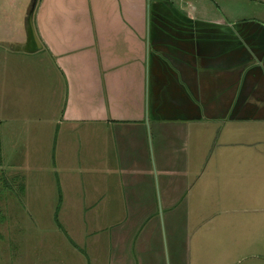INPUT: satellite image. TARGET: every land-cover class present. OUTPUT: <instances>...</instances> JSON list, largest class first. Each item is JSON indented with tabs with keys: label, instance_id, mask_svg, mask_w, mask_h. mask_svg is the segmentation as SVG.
Returning <instances> with one entry per match:
<instances>
[{
	"label": "crops",
	"instance_id": "1",
	"mask_svg": "<svg viewBox=\"0 0 264 264\" xmlns=\"http://www.w3.org/2000/svg\"><path fill=\"white\" fill-rule=\"evenodd\" d=\"M29 1L0 0V60L26 53L11 48L26 45ZM256 2L250 14L234 16L233 0L32 1L33 52L48 57L63 90L54 144L62 149L65 140L71 159L51 176L59 200L50 210L80 216L65 257L41 264H135L146 240H136L141 203L152 198L153 182L167 209L166 200L191 191L227 201L264 177V0ZM97 134L109 141L112 178L76 173V166L91 169L88 156L73 163L77 141L83 146ZM19 149L14 131L0 129L3 182L16 184L25 209L44 188ZM106 192L117 199L109 214L125 215L108 230L109 253L98 210L106 209L99 205Z\"/></svg>",
	"mask_w": 264,
	"mask_h": 264
},
{
	"label": "rangeland",
	"instance_id": "2",
	"mask_svg": "<svg viewBox=\"0 0 264 264\" xmlns=\"http://www.w3.org/2000/svg\"><path fill=\"white\" fill-rule=\"evenodd\" d=\"M256 1L233 0V5L228 8L234 16L250 14L249 8ZM0 61H3V64L0 62L1 132L7 128L14 131L16 144L20 154H24L29 171L39 175L43 188H47L40 190L34 200H29L35 205L27 198L29 206L22 208L24 200L19 197L16 184L3 182L2 177L9 171L1 166L0 158V264H39L43 258H64L71 243L69 238L75 240L73 237L78 234L80 216L55 215L57 229L50 210L58 194V191L51 190V176L62 175L59 165L71 161L67 156L70 151H66L65 140L62 149L57 147L58 140L54 144L55 131L59 127L54 125V121L63 101L62 85L44 52L7 53ZM62 134H67L66 129ZM98 139L97 134L94 140L84 142V150H81L82 141H77L73 163L79 165L80 160L85 158L86 161L88 156L85 168L91 169L85 172L76 166L79 171L76 173L112 178L114 173L108 165L109 141L107 138ZM3 142L2 136L1 147L4 148ZM258 148L264 153L263 144ZM250 153L248 155L253 156ZM50 155L53 163L55 161L53 170L49 165ZM203 157L208 164L211 157L209 148L203 151ZM243 186L247 191L242 195L236 193L227 201L196 197L191 191L188 198L166 200L168 207L165 209V200L158 193L156 182H153L152 198L141 203L146 214L140 215L143 219L139 222L136 240H146L138 249L135 264H264V177L257 183ZM30 194L31 191L27 193ZM109 195L110 192H106V198L99 203L106 209H98L104 213L99 220L105 253L108 252L106 241L110 226L125 218L123 214H109V208L117 211V199H111ZM121 202L123 205L124 200ZM122 205L120 208L124 210ZM222 210L226 212L222 213ZM82 217L91 216L86 214ZM138 217L130 216L132 220Z\"/></svg>",
	"mask_w": 264,
	"mask_h": 264
},
{
	"label": "water",
	"instance_id": "3",
	"mask_svg": "<svg viewBox=\"0 0 264 264\" xmlns=\"http://www.w3.org/2000/svg\"><path fill=\"white\" fill-rule=\"evenodd\" d=\"M33 0L29 1V5L27 6L26 10H25V17H24V32H25V47L21 46V47H16V48H11V50L13 51H18V50H22L25 52H30V51H34V44H35V38L33 36L32 30H31V26H30V22H29V9L30 6L32 4ZM36 45V44H35ZM37 47V46H36Z\"/></svg>",
	"mask_w": 264,
	"mask_h": 264
},
{
	"label": "trees",
	"instance_id": "4",
	"mask_svg": "<svg viewBox=\"0 0 264 264\" xmlns=\"http://www.w3.org/2000/svg\"><path fill=\"white\" fill-rule=\"evenodd\" d=\"M58 200H59V196H58V194H57V202H58ZM52 220H53V222H54L55 227H56L57 229H59V226H58V224H57V222H56V220H55V210H54V212H53V214H52ZM70 245H71V243H70Z\"/></svg>",
	"mask_w": 264,
	"mask_h": 264
}]
</instances>
